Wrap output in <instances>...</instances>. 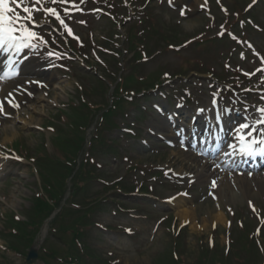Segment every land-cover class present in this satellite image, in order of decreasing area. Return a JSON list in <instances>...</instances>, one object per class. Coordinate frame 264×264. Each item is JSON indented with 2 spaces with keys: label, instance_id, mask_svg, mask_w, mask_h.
I'll list each match as a JSON object with an SVG mask.
<instances>
[{
  "label": "rangeland",
  "instance_id": "obj_1",
  "mask_svg": "<svg viewBox=\"0 0 264 264\" xmlns=\"http://www.w3.org/2000/svg\"><path fill=\"white\" fill-rule=\"evenodd\" d=\"M139 1L142 2L141 0ZM208 1L210 9L217 12L218 20L225 24L226 14L224 15L219 10L217 11V2L215 3V0ZM173 2L174 9L167 6L164 0L158 3L151 1L144 11L147 12V15L152 14L153 21L157 23V34L158 36H163L161 38H153L151 42L147 43L156 52L153 55L148 53L147 61L141 62L144 64L142 67L140 65V68H143V76H155L154 81L157 82V75L166 72L172 76V81L159 88H154L153 93L148 91L143 97H137L139 98V100L135 99L137 108L135 107L136 109H134L133 106V108L129 107L127 109L126 119L128 121L120 127L125 128L127 126L134 131L135 137L124 136L123 138L120 136L123 131L116 130L105 133L108 139H120L117 143V147L120 149L119 154L122 155L120 159L113 160L112 155L101 154L99 148L96 149L95 153H92L96 164L100 167L99 170L105 172L108 178H121L123 179L121 181L123 184L133 187L141 185L149 187L148 197L133 196L129 198L116 194L108 195L110 199L116 198L119 206L113 207L104 204L101 205L103 209L99 213L95 210L92 214L94 222L87 229L84 241L87 242L92 255H98L99 259H102L103 264H106V262L110 264H161L164 259L169 261L168 253L173 245L174 247L178 246L184 252L183 258L188 263L196 258L201 248L207 247L209 250H219V255L226 257V238L230 232L233 236L240 235L237 234L239 229H241L240 226L238 227V221L243 224L247 223L250 232H253L256 226L260 225V233L262 234L259 240L261 241V238H264V220L258 218L259 214L264 216V197H257L255 201H247L244 198L233 205L227 204L225 200V204L220 209L216 199H214V193L211 191L214 197L210 194V196L207 195L208 188L213 187L212 185H205L208 181H205L204 184L198 182L189 188L185 179L182 182L181 180L177 182L172 180L171 175L167 179L160 177L161 174L157 175L159 168L170 169L168 164L178 174L181 171L189 173L187 170L188 166L181 161L180 154L177 151L164 148L158 138L150 137V132H155L152 127L162 121L152 111L151 105L159 104L162 108H166L167 112H171L173 109L172 105L176 103L178 98L177 94L169 93L168 97L170 99L165 101L164 97H160L158 93L166 94L167 91H172L175 87H186L193 93V98L195 99L187 105V108L193 111L194 107L197 108V105L201 106L206 102L208 103L207 96L210 97L208 92L218 87L215 80L218 78L219 82H224L228 85L229 79L235 75L233 73L234 68L239 65L230 66L233 70L229 69L227 72L224 69L227 63L225 61L228 59H225V57L227 54L230 56L229 53L233 52L231 49L235 46L223 39V35L222 37H217L223 31L222 26L218 23H213L214 20L212 17H208V12L199 9L201 4L197 3V0H173ZM237 2L244 7L241 0H237ZM86 3V0H78V4H84L83 6ZM220 3L229 9V22L236 23L237 19L234 13L237 11L233 5L235 0H220ZM89 6L91 7V5ZM181 6L186 10L182 16L179 14ZM96 7L101 8V13L104 14V17H76L77 19L80 18L81 21L86 19L85 25L75 31V34H79L82 39L71 43L73 45L78 44L76 50L70 44L71 40L69 39H66V41L61 40L58 43L59 48L65 51L71 45L83 60L72 56L73 60L66 64V73H62L63 71H51V73L43 74L45 78L50 75L54 78L51 83L44 82L42 76H36L34 80L43 81L46 84V89L36 91V97L33 102L26 104L21 110V114L27 113L29 117L25 120H21L22 118L18 117L14 120H7L5 123L0 122L1 132L5 127L8 129V133L2 135L3 138L5 136H14L12 141L5 145L2 144L3 138H0L1 151H5L6 148H10V151L11 149L14 150L12 143L19 141L25 149L28 148V153L22 154V157L25 156L29 160L21 161L17 164L7 162L6 172L0 176V263L2 264H26L23 259L18 258L7 250L6 243H8L9 238L3 236L1 232L6 225V219H9L10 216L13 217L14 221V217L20 221L30 216V213L26 210L32 204L31 198L36 192H39L36 168L33 166L32 160L36 159L35 152H38V149H44L50 154L58 155L56 148L51 145L54 135L53 131H48L50 130L49 128L58 131L59 127L63 125L60 123L61 121L59 122V119L63 120V115L57 113V111L60 109L67 111L68 101L78 105L81 94L88 101L85 95L89 90L92 91L91 99L94 103L99 105L105 100L106 103L108 101L107 98L109 97L102 93L97 81L102 68L108 71V74L114 75L115 73L110 72L115 71V68H112L115 65H112V59L105 54L104 50L103 52L101 51L103 54H99L103 60L101 62L103 66L96 65L90 58L91 49L98 51V47L102 48L108 45V40L112 38L116 41L120 40L125 45V30L126 28L128 30L129 28L132 29L135 25H133L132 21L126 22V24L117 22L122 19V16L128 14L129 8H126L125 4L119 3L118 0L115 3L112 0H101ZM132 10L134 8H129L131 15L133 14ZM255 12L257 14L259 9ZM258 14H260V20L264 23V8H261ZM145 17L146 15L138 21L139 23L141 21L145 23L139 28L148 31L149 25L145 22ZM136 20L138 19L134 21ZM72 24L75 25L74 22ZM49 31H51V27H49L48 23V26L39 32L41 36L47 38L50 35ZM236 34L239 35L240 31L237 30ZM247 35L252 36L251 40L256 42L254 50L264 53V35L256 34L249 29H247ZM217 38L222 41H218ZM164 39L170 40L172 43H164ZM183 39L192 40L194 43L184 48H179L180 46L178 45L181 44ZM170 45L178 47L180 50H175L176 48L170 49L172 48ZM121 47L119 45L116 49ZM40 52L42 53V51ZM252 52L248 51V58ZM233 58L230 56V65L236 63ZM36 59L43 60L42 56ZM84 60L85 62L88 60L86 64L84 62L87 67L85 65L82 66V61ZM243 66L246 67L242 68H245V73L252 77L250 78V85L258 83L257 79H254L253 82L255 73L252 69L257 64H253V61L248 59ZM196 70H207V73L206 75L193 73ZM180 71L184 72L185 76L179 75ZM134 86L136 85L132 82L129 88ZM30 108L37 109V114L32 113V110H29ZM137 115L142 116L143 119L136 120ZM30 120L33 124L25 128L23 123ZM146 143L148 146H144ZM129 167H133L135 170L132 173H128L127 168ZM193 173H200V170L196 169ZM44 174L47 177L45 172ZM179 191H181L180 196L173 203L166 205V203L161 202L162 199H167L179 193ZM64 220L69 222V219ZM70 220H73L72 217H70ZM108 227L112 231H108L106 229ZM234 228L236 230H233ZM231 234L230 239L232 240ZM58 237L54 236L52 239V236H49L44 241L46 240L49 243L48 247L53 252L56 251L64 255L70 249L68 247L63 250L65 247L62 248L61 245L66 240L68 241L69 238L60 235ZM12 245L20 249V251H25V246L22 247L13 243ZM28 247L29 245L27 244ZM242 256L245 255L242 254ZM262 259L263 257L259 255V261ZM83 262L95 264V262L87 258H84ZM163 263L167 262L164 261ZM33 264L40 263L34 262ZM231 264L241 263L233 261Z\"/></svg>",
  "mask_w": 264,
  "mask_h": 264
},
{
  "label": "snow or ice",
  "instance_id": "obj_2",
  "mask_svg": "<svg viewBox=\"0 0 264 264\" xmlns=\"http://www.w3.org/2000/svg\"><path fill=\"white\" fill-rule=\"evenodd\" d=\"M171 2L172 0H169V3ZM219 2L220 0H217V3ZM48 3L53 5L57 3H71L73 7H76L74 0H0V51L19 55L25 49L32 50L37 48L38 44L34 41L47 44L44 37L40 35L39 30L45 28L50 21H37L34 19V13L43 12L46 17L50 16L54 18L56 22L67 29L69 35H72L71 29L65 24L57 9L45 6ZM11 5H15V7ZM16 9H21L24 15H21ZM64 12L67 14L68 9L65 8ZM180 14H184L183 10H181ZM49 55H52V53H49ZM14 63L16 62H13L11 56H9V66H12ZM18 74L13 68L10 75L8 73L0 75V80L13 79ZM246 75L249 74L246 73ZM28 83L39 82L28 81ZM11 96L12 92L10 91L3 100H0V113H3L5 101L13 107H19L14 101L8 99ZM212 103H216L215 99H213ZM257 111L260 113V116L251 125L241 123L234 129L235 135L233 139L239 142V151L246 156H264V127H260V125H264V107L258 108ZM216 119L219 120L220 117L217 116ZM256 145H260L261 147L257 148L255 147ZM228 147L232 148L234 145L228 144ZM212 186L216 187L215 181H213Z\"/></svg>",
  "mask_w": 264,
  "mask_h": 264
},
{
  "label": "bare ground",
  "instance_id": "obj_3",
  "mask_svg": "<svg viewBox=\"0 0 264 264\" xmlns=\"http://www.w3.org/2000/svg\"><path fill=\"white\" fill-rule=\"evenodd\" d=\"M24 56V54H23ZM22 56V57H23ZM21 58V56L19 57ZM4 59H8V57H4ZM2 62H4L3 58H0V70L3 67ZM31 61L28 64H24V66L20 67L17 72L19 73L15 78L13 79H6L3 80L0 84V94L2 95V98L6 96L8 92H12V96H15V103L16 104H25L26 102L29 103V97L28 94L31 92L28 87H30L33 90V87L31 86V83H28V81H31L30 78L37 76V71L31 68ZM48 82H51L53 80L52 77H48ZM16 94V95H15ZM17 96V97H16ZM10 100V98H8ZM17 107H13L9 103H4V111L3 113L5 115H14L16 118L20 117L22 118L21 120H25L26 118L29 117V114H17L15 109ZM28 109V108H27ZM29 110H32V113H36L37 109L30 108ZM212 112V107L208 104V106L203 107V114L208 115L209 113ZM188 113V112H186ZM182 115L185 114V111L181 112ZM0 121L4 122L2 119V116L0 115ZM33 123L31 120L29 122L23 123L25 125L24 127H30ZM165 124V123H164ZM164 124H160L159 128L160 131H168L171 133V131L167 128H165ZM157 128V126H156ZM212 132H214L212 130ZM8 133V129L5 127V129L1 132L0 131V138H3L2 135H5ZM6 137V138H5ZM2 139V144L5 145L8 142H11L12 139L14 138L13 135L11 136H5ZM203 149V148H202ZM180 154V159L181 161L184 162V165L188 166V171L190 169H195L199 168L201 173H198L194 175V179L197 182L205 183V181H210L211 179H216L217 185L216 188L212 192H216V201L217 205L221 209L223 205L225 204V200L227 204H234L236 202H239L241 199L243 200L244 198L247 199V201H255V199L258 197H264V174L261 175H237L234 171L230 172L228 168L225 166L227 170H216L214 168H211L210 166L207 165L206 162H204V165H199L200 160L198 157L194 155H188L184 154L182 152H179ZM178 156V154H176ZM188 163H191L189 165ZM218 163V162H217ZM216 164V163H215ZM193 173L190 171L187 173L190 175ZM185 174V173H184ZM207 185V184H205ZM221 211V210H220Z\"/></svg>",
  "mask_w": 264,
  "mask_h": 264
},
{
  "label": "trees",
  "instance_id": "obj_4",
  "mask_svg": "<svg viewBox=\"0 0 264 264\" xmlns=\"http://www.w3.org/2000/svg\"><path fill=\"white\" fill-rule=\"evenodd\" d=\"M81 147L79 145H74L70 148L69 151L62 153V159L60 161H55L49 158V160L45 163L46 171L47 172V193H48V201H45L44 199H36L31 207V220H29L30 224L27 225L25 223L20 222L18 224L19 227H14L15 231L18 233L17 238L18 241L28 242L29 239L26 236L25 231L23 228L30 227V229L33 228L34 223L32 222V219L35 221H40V218H46L51 212L54 207H57L61 200L58 199L60 196L59 193L62 194L63 188V181L65 180L66 176L70 175L74 168V158L77 156V154L80 152ZM99 179V176L93 174V176L87 175H76L72 179V186L74 188V193L71 195V203L74 202L75 198L80 199L85 202H87L90 198L88 197L89 191L92 189V185L95 181ZM82 196V197H80ZM61 215H58L54 220L53 223L57 222V219ZM80 225V224H79ZM72 227L66 226L65 230L69 231ZM78 234L74 236V239L72 241V244H80L78 242ZM81 245V244H80ZM72 257L65 258L61 261L62 264H72ZM217 260L216 256L214 259H210L206 255L204 256V261L202 263H213ZM173 264V260L171 261ZM178 264V263H174Z\"/></svg>",
  "mask_w": 264,
  "mask_h": 264
},
{
  "label": "water",
  "instance_id": "obj_5",
  "mask_svg": "<svg viewBox=\"0 0 264 264\" xmlns=\"http://www.w3.org/2000/svg\"><path fill=\"white\" fill-rule=\"evenodd\" d=\"M34 258H36V254H35L33 251H31V252L29 253L28 260H32V259H34Z\"/></svg>",
  "mask_w": 264,
  "mask_h": 264
}]
</instances>
